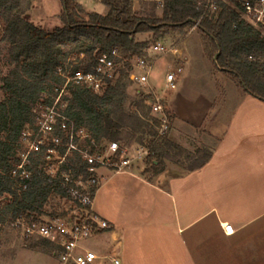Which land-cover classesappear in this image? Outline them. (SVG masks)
<instances>
[{
	"label": "trees",
	"instance_id": "trees-1",
	"mask_svg": "<svg viewBox=\"0 0 264 264\" xmlns=\"http://www.w3.org/2000/svg\"><path fill=\"white\" fill-rule=\"evenodd\" d=\"M134 1L102 0L108 8L106 15L85 16L77 0H61L62 27L47 32L25 19L30 0H0V18L6 27L3 51L10 68L0 84L4 93L0 103V225H14L21 216L34 221L45 218L50 199H65L60 181L51 180L40 170V157L31 159L27 167L32 174L27 191L12 174L21 162L23 133L36 128V110L54 106L66 83L61 72L81 56L91 62L95 54L118 50L125 60L145 57L149 45L137 42L138 35L153 33L158 37L162 29L184 30L199 22L197 30L209 41L207 53L213 64L237 80L244 93L264 103V35L243 19L240 2L244 0L218 1L214 13H205L200 6L202 0H161V16L147 17L134 13ZM130 71L129 62L124 63L119 79L103 96L86 87L67 86L56 109L85 132L87 137L79 143L80 149L94 153L105 151L113 142L124 148L135 144L148 150L144 173L154 176L164 173L168 162L187 163L185 170L189 172L205 167L212 158L209 150L190 154L165 139L158 143V122L150 116L151 96L135 90L126 110L132 84ZM88 169L76 152L61 167L75 177L83 176L85 181L91 176ZM30 248L55 251L45 240H34Z\"/></svg>",
	"mask_w": 264,
	"mask_h": 264
},
{
	"label": "crops",
	"instance_id": "crops-1",
	"mask_svg": "<svg viewBox=\"0 0 264 264\" xmlns=\"http://www.w3.org/2000/svg\"><path fill=\"white\" fill-rule=\"evenodd\" d=\"M174 51V63L189 62L187 52ZM202 51L209 76L201 89L165 100L174 139L204 137L205 146L193 153L171 143L190 154L207 149L212 158L195 172L168 162L157 176L100 169L94 211L111 228L89 240L100 250L97 264L112 257L120 264H264V103Z\"/></svg>",
	"mask_w": 264,
	"mask_h": 264
},
{
	"label": "built area",
	"instance_id": "built-area-1",
	"mask_svg": "<svg viewBox=\"0 0 264 264\" xmlns=\"http://www.w3.org/2000/svg\"><path fill=\"white\" fill-rule=\"evenodd\" d=\"M218 1L228 0H202L200 6L205 13H214L218 10ZM240 3L245 22L256 28H264V0H257L255 3L244 0ZM159 4L162 5L161 0ZM5 37L6 27L0 18V53L5 46ZM173 49L157 43L150 49L151 56L135 57L131 60H125L118 50H113L110 53L95 54L91 62L81 56L78 61L74 60L69 69L63 72L60 70L66 80L65 86L54 106L45 109L40 121H36V128L23 133L22 141L28 142L30 139V151L21 154V162L12 176L21 182L23 191H27L32 177L27 167L31 166V159L40 157V170L51 180L60 181L64 200L69 204V208L60 211L57 216L41 217L36 221L21 216L14 226L20 231L24 241L49 242L54 246V254L60 264H97L98 256L83 248V243L111 228L108 222L101 219L94 211L95 196L99 186L97 174L100 169L115 173L127 172L132 167V159L127 155L128 149L122 148L117 142L110 143L105 151L91 153L90 149H80L79 143L87 137L85 132L80 130L70 118L60 114L56 106L67 86L72 84L86 87L95 95L103 96L119 79L124 63L129 62L131 68L129 80L138 87V93L143 91L152 97L150 116L158 122V137H163L173 122L166 104L165 92L177 89L178 76L182 73V68L167 71L164 79L165 90L162 93L156 92L151 86V75L156 65L153 57L167 56L173 52ZM63 149L64 154L61 152ZM137 151L140 157L148 156V150L145 148H138ZM73 152L78 153L89 167L91 176L86 181L81 175L75 177L71 172L61 170V167L67 163V157ZM223 229L227 236L234 233L233 228L228 224H225ZM103 259L107 260L108 257ZM110 261L112 264H120L115 257Z\"/></svg>",
	"mask_w": 264,
	"mask_h": 264
},
{
	"label": "rangeland",
	"instance_id": "rangeland-1",
	"mask_svg": "<svg viewBox=\"0 0 264 264\" xmlns=\"http://www.w3.org/2000/svg\"><path fill=\"white\" fill-rule=\"evenodd\" d=\"M31 6L25 11V19L33 24L35 27L41 28L47 32H53L57 28L62 27L60 21V14L62 12L61 0H30ZM78 4L82 6L85 12V16L95 13L99 15H106L108 8L103 5L102 0H77ZM162 5L159 4V0H135L133 11L140 17H147L151 14L161 16ZM86 18V17H85ZM258 29L264 35V28L258 27ZM160 36H155L153 33L141 34L136 37L137 42H146L149 47L146 56H151V47L157 43L166 45L169 48H175V53L179 55L181 52H187L186 56L189 58L187 64L174 63L171 55L168 56H154L153 61L156 62V67L151 75V86L156 92L162 93L165 90V73L167 71H176L178 68H182V73L178 76L177 89L174 91L165 92V97H169L171 94H182L188 90L194 94V91H199L203 86L204 80L208 78V72L203 67L208 61L203 57L202 47L209 48V41L194 27L186 28L184 30L162 29ZM208 58L211 60L209 54ZM164 59L169 63L166 69V63ZM191 66V67H190ZM189 68V69H188ZM188 69V70H187ZM10 68L8 66L7 53L5 51L0 55V84L2 79L8 76ZM135 90L138 87L130 85L128 88L129 100L126 104V110L130 109V103L133 101ZM4 93L0 90V103L3 101ZM37 122L42 118V114L45 112L43 108L41 111L36 110ZM147 110L145 109L144 112ZM175 124L172 122V126L169 131L163 136V139L156 137L158 143L164 141L172 142L179 141L184 144L194 153L196 148H202L205 145L202 139L199 137L196 139V143L190 140L174 139ZM30 129H26V131ZM32 131V130H31ZM189 132V131H188ZM194 141L193 139H191ZM30 139L29 141H22L20 144V153L27 154L30 151ZM208 146V145H206ZM124 148V147H122ZM128 149V156L132 159V168L138 169L142 172L147 170L146 156L140 157L138 153V147L134 144ZM149 176V175H148ZM69 208V204L65 200L59 197H53L49 200L46 209L47 215L52 212H60ZM59 214V213H58ZM94 238V237H93ZM91 238V239H93ZM34 241H24L21 237L20 231H18L14 225L7 223L6 225H0V264H60L58 257L54 254V251L48 250H31L30 246ZM95 242V240L93 241ZM92 241L83 243V247L94 253H100L99 249L91 246ZM101 249V248H100ZM105 264H111L109 259Z\"/></svg>",
	"mask_w": 264,
	"mask_h": 264
}]
</instances>
